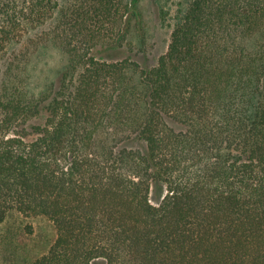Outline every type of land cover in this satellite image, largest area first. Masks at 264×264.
Here are the masks:
<instances>
[{"label": "trees", "instance_id": "1", "mask_svg": "<svg viewBox=\"0 0 264 264\" xmlns=\"http://www.w3.org/2000/svg\"><path fill=\"white\" fill-rule=\"evenodd\" d=\"M139 0H0V224L32 264H264V0H191L152 66ZM68 58L41 91L42 46ZM156 193V202L153 196Z\"/></svg>", "mask_w": 264, "mask_h": 264}, {"label": "rangeland", "instance_id": "2", "mask_svg": "<svg viewBox=\"0 0 264 264\" xmlns=\"http://www.w3.org/2000/svg\"><path fill=\"white\" fill-rule=\"evenodd\" d=\"M191 0H139L146 39L141 43L134 29L130 43L119 52L130 55L143 66H152L168 50L172 32L181 22ZM65 53L49 44L42 46L28 66L31 88L41 91L67 64ZM156 193L153 201L156 202ZM53 221L46 216H26L12 211L0 224V264H32L46 252L56 238ZM93 264H106L105 259H96Z\"/></svg>", "mask_w": 264, "mask_h": 264}]
</instances>
